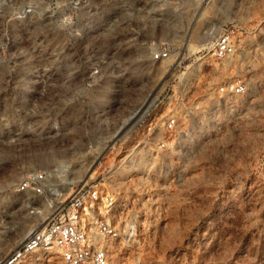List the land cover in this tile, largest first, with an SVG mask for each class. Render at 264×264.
I'll return each instance as SVG.
<instances>
[{
    "label": "rangeland",
    "instance_id": "1",
    "mask_svg": "<svg viewBox=\"0 0 264 264\" xmlns=\"http://www.w3.org/2000/svg\"><path fill=\"white\" fill-rule=\"evenodd\" d=\"M82 186L109 264H264V0H0V261Z\"/></svg>",
    "mask_w": 264,
    "mask_h": 264
},
{
    "label": "built area",
    "instance_id": "2",
    "mask_svg": "<svg viewBox=\"0 0 264 264\" xmlns=\"http://www.w3.org/2000/svg\"><path fill=\"white\" fill-rule=\"evenodd\" d=\"M237 32L236 26H228L215 39L213 53L217 58L227 59L235 54ZM168 57L167 51H159L152 59L158 61ZM221 91L243 94L245 85L231 82ZM176 125V118L172 116L167 119L165 128L172 131ZM16 190L34 195L51 192L49 171L29 172ZM98 199V191L93 186L76 188L69 201L55 211L43 227L33 230L0 264H20L32 252L53 247L59 250L60 264H109L108 252L102 241L113 237L115 230L106 214L93 213V205Z\"/></svg>",
    "mask_w": 264,
    "mask_h": 264
},
{
    "label": "bare ground",
    "instance_id": "3",
    "mask_svg": "<svg viewBox=\"0 0 264 264\" xmlns=\"http://www.w3.org/2000/svg\"><path fill=\"white\" fill-rule=\"evenodd\" d=\"M212 37H213V36H212ZM205 40L208 41V40H209V37L206 36V39H205ZM210 44H211L210 42H208V43L206 42V43H204L203 45H204V46H205V45L210 46ZM41 162H42V161H41ZM52 194H55V195H56L55 189H53V188H52Z\"/></svg>",
    "mask_w": 264,
    "mask_h": 264
}]
</instances>
